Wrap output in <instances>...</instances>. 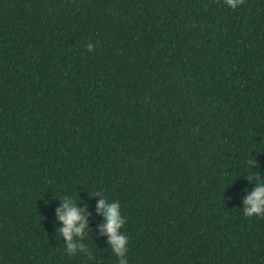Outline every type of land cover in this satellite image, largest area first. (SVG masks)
I'll use <instances>...</instances> for the list:
<instances>
[{
	"label": "trees",
	"instance_id": "obj_1",
	"mask_svg": "<svg viewBox=\"0 0 264 264\" xmlns=\"http://www.w3.org/2000/svg\"><path fill=\"white\" fill-rule=\"evenodd\" d=\"M262 180L264 0H0V264H118L98 191L129 264H264Z\"/></svg>",
	"mask_w": 264,
	"mask_h": 264
},
{
	"label": "clouds",
	"instance_id": "obj_2",
	"mask_svg": "<svg viewBox=\"0 0 264 264\" xmlns=\"http://www.w3.org/2000/svg\"><path fill=\"white\" fill-rule=\"evenodd\" d=\"M233 10L243 5L245 0H225ZM89 51H93L94 46L89 43L87 45ZM252 163H256L253 161ZM258 178V177H257ZM248 179H252L248 177ZM94 196L102 198L96 205V210L103 215L104 222L100 224L101 233L108 238V244L112 252L118 257V264H129L127 259L129 239L121 230L126 223L125 217L121 214V205L119 201L110 202L109 199L100 191ZM62 206L57 208V219L62 222L63 227L57 229L58 233L67 241V251L74 252L77 248L84 250V245L74 243V237H81L86 234L85 230L88 226V216L90 212L87 208H81L74 202L72 197L64 196ZM243 213L251 218L253 216H264V180L257 184L251 190L250 194L244 198Z\"/></svg>",
	"mask_w": 264,
	"mask_h": 264
}]
</instances>
